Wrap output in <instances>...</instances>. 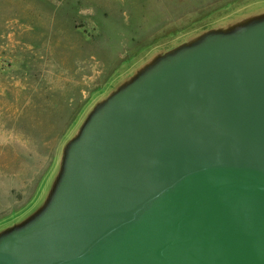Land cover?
<instances>
[{"label": "water", "instance_id": "95a60500", "mask_svg": "<svg viewBox=\"0 0 264 264\" xmlns=\"http://www.w3.org/2000/svg\"><path fill=\"white\" fill-rule=\"evenodd\" d=\"M153 49L77 115L0 264H264V0Z\"/></svg>", "mask_w": 264, "mask_h": 264}, {"label": "rangeland", "instance_id": "374dc122", "mask_svg": "<svg viewBox=\"0 0 264 264\" xmlns=\"http://www.w3.org/2000/svg\"><path fill=\"white\" fill-rule=\"evenodd\" d=\"M242 1L0 0V228L39 203L95 94Z\"/></svg>", "mask_w": 264, "mask_h": 264}]
</instances>
